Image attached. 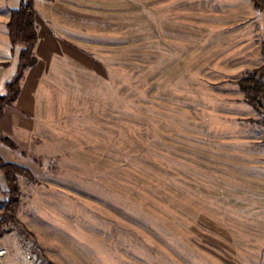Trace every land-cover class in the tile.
Here are the masks:
<instances>
[{"label": "rangeland", "instance_id": "obj_1", "mask_svg": "<svg viewBox=\"0 0 264 264\" xmlns=\"http://www.w3.org/2000/svg\"><path fill=\"white\" fill-rule=\"evenodd\" d=\"M69 2L71 62L2 133L14 146L0 143V156L32 177L18 176L24 232L0 236V257L264 264V113L239 83L264 64V9ZM17 62L0 73L3 94ZM5 189L0 173V212Z\"/></svg>", "mask_w": 264, "mask_h": 264}, {"label": "crops", "instance_id": "obj_2", "mask_svg": "<svg viewBox=\"0 0 264 264\" xmlns=\"http://www.w3.org/2000/svg\"><path fill=\"white\" fill-rule=\"evenodd\" d=\"M69 3V0H34L37 41L33 47V54L36 62L25 69L17 99L3 110L0 117L1 134L12 135L14 126L21 125V114L30 112L28 95L37 94L38 96L45 92L49 93L50 85L47 79L55 78L58 71L66 70L67 64L71 62V25L68 24L71 6ZM19 4L20 0L14 2L0 0V73L6 71L15 57L18 58L21 48L20 45L12 46L7 28L11 10L17 8ZM1 91L3 90H0V94H3ZM10 252L6 251V254L0 257V264H27L12 260Z\"/></svg>", "mask_w": 264, "mask_h": 264}, {"label": "trees", "instance_id": "obj_3", "mask_svg": "<svg viewBox=\"0 0 264 264\" xmlns=\"http://www.w3.org/2000/svg\"><path fill=\"white\" fill-rule=\"evenodd\" d=\"M254 1L257 6L264 9V0ZM7 28L12 46L20 45L21 48L18 53L16 72L5 83L6 92L0 94V117L4 108L17 99L25 69L36 62V57L33 54V47L37 41L34 0H20L19 6L11 10ZM239 83L247 102L256 111L264 113V64L247 71L245 77ZM0 143L14 146V143L1 133ZM0 173L5 180L7 188L2 191V194L6 195L7 199L3 201L4 209L0 212V236L15 228L24 232L15 215L20 196L18 176L24 175L31 178L32 174L25 166L16 162L6 161L1 156Z\"/></svg>", "mask_w": 264, "mask_h": 264}, {"label": "built area", "instance_id": "obj_4", "mask_svg": "<svg viewBox=\"0 0 264 264\" xmlns=\"http://www.w3.org/2000/svg\"><path fill=\"white\" fill-rule=\"evenodd\" d=\"M5 252L4 249H0V256L3 255ZM24 254H25V257L30 260V261H33V255L31 254V252L27 249L24 250Z\"/></svg>", "mask_w": 264, "mask_h": 264}]
</instances>
